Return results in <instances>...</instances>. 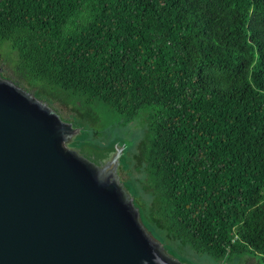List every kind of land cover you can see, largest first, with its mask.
<instances>
[{
  "label": "trees",
  "instance_id": "trees-1",
  "mask_svg": "<svg viewBox=\"0 0 264 264\" xmlns=\"http://www.w3.org/2000/svg\"><path fill=\"white\" fill-rule=\"evenodd\" d=\"M2 45L77 111L150 109L136 186L168 245L264 258V0H0Z\"/></svg>",
  "mask_w": 264,
  "mask_h": 264
},
{
  "label": "water",
  "instance_id": "water-1",
  "mask_svg": "<svg viewBox=\"0 0 264 264\" xmlns=\"http://www.w3.org/2000/svg\"><path fill=\"white\" fill-rule=\"evenodd\" d=\"M126 144L83 126L0 69V264H191L123 182Z\"/></svg>",
  "mask_w": 264,
  "mask_h": 264
},
{
  "label": "rangeland",
  "instance_id": "rangeland-1",
  "mask_svg": "<svg viewBox=\"0 0 264 264\" xmlns=\"http://www.w3.org/2000/svg\"><path fill=\"white\" fill-rule=\"evenodd\" d=\"M8 49L6 45H2L0 47V69L2 70L5 76L11 77L14 81L18 82L22 87L27 89L28 91L34 92L40 99L44 100L50 106H54L57 108L59 112L65 117L70 118L73 111L70 110L65 104H63L62 100L56 93H51L50 91L43 93V87L41 84H36V88L34 90H29L23 84H21L16 78V61L9 58L5 53H7ZM49 88V87H48ZM53 97H56L54 99ZM53 104V105H52ZM56 109V110H57ZM89 116V118L95 121V124L90 125V129L94 130L97 134L95 137H91L90 141H86L99 148H106L110 143L114 141L123 142L126 144V152L128 154V161L131 164L129 180H123V182L130 183L135 182V188L137 189L138 195H136V202L141 207L140 202L145 205H148L149 201L145 195L140 197L141 187L136 186V180L139 179L142 174L141 168L138 169L134 165L136 163L137 158L136 154L139 153L140 147L142 143L146 140V133L148 128V117L150 116V109L145 108L141 111L140 115L130 124H127L125 127H119L120 125H114V120L111 117H107L103 109L94 106L86 107L84 109ZM112 119V120H110ZM127 159V155H126ZM134 187V186H133ZM173 250L182 258L190 261L191 264H264V258L253 254L251 252L245 253L243 256H231L228 260H224L223 262L214 261L210 257L206 255H198L194 252L192 253L189 250H185V248L181 247L179 244L175 242L169 243Z\"/></svg>",
  "mask_w": 264,
  "mask_h": 264
},
{
  "label": "flooded vegetation",
  "instance_id": "flooded-vegetation-1",
  "mask_svg": "<svg viewBox=\"0 0 264 264\" xmlns=\"http://www.w3.org/2000/svg\"><path fill=\"white\" fill-rule=\"evenodd\" d=\"M53 98L56 99V97H53ZM62 102H63V104H65L64 101H62ZM66 106L68 108H70L71 111L74 112L72 114V116H70V118L65 117L64 115L61 114V112H59V110L57 108L56 109L60 113L62 118H64L65 120L71 121L77 126H83L85 128V130H86L87 141L91 142L90 138L91 137H95L96 132H94V130L90 129L91 128L90 125L91 124H95L96 122L93 121V119L89 118V116L87 115L86 111L84 110L86 108H84L83 111H77V110L73 109L71 105H66ZM118 171H119V176L121 177L122 180H129V178H130L129 177V174H130L129 166H128V168H127V166H125V167L120 166Z\"/></svg>",
  "mask_w": 264,
  "mask_h": 264
}]
</instances>
